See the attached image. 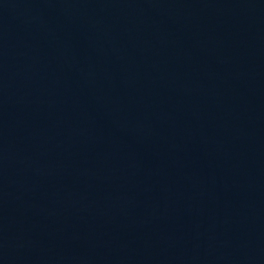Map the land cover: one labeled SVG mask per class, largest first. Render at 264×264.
<instances>
[{"label":"water","instance_id":"water-1","mask_svg":"<svg viewBox=\"0 0 264 264\" xmlns=\"http://www.w3.org/2000/svg\"><path fill=\"white\" fill-rule=\"evenodd\" d=\"M0 264H264V0H0Z\"/></svg>","mask_w":264,"mask_h":264}]
</instances>
